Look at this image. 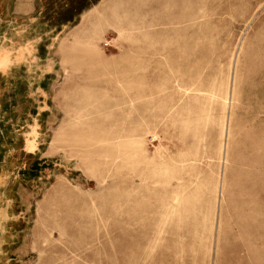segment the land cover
<instances>
[{"label": "rangeland", "instance_id": "obj_1", "mask_svg": "<svg viewBox=\"0 0 264 264\" xmlns=\"http://www.w3.org/2000/svg\"><path fill=\"white\" fill-rule=\"evenodd\" d=\"M78 11L0 21V264H264V0Z\"/></svg>", "mask_w": 264, "mask_h": 264}, {"label": "crops", "instance_id": "obj_2", "mask_svg": "<svg viewBox=\"0 0 264 264\" xmlns=\"http://www.w3.org/2000/svg\"><path fill=\"white\" fill-rule=\"evenodd\" d=\"M94 1L98 0H0V21L18 23L19 27L24 26L22 33H42L44 24L62 23L63 25H71L76 21V15L83 14L79 9L86 4L87 9L94 6ZM78 11V12H77ZM78 14H77V13ZM16 15L15 17H11ZM65 17L61 20L60 16ZM82 15L79 16V18ZM65 26V29L69 28ZM22 54H11L4 50L0 60L8 63L13 59H23Z\"/></svg>", "mask_w": 264, "mask_h": 264}, {"label": "bare ground", "instance_id": "obj_3", "mask_svg": "<svg viewBox=\"0 0 264 264\" xmlns=\"http://www.w3.org/2000/svg\"><path fill=\"white\" fill-rule=\"evenodd\" d=\"M8 62L5 60H0V66L7 67ZM36 127V126H35ZM30 139V138H29ZM36 144V143H35Z\"/></svg>", "mask_w": 264, "mask_h": 264}]
</instances>
